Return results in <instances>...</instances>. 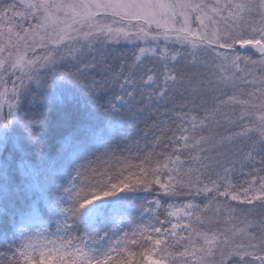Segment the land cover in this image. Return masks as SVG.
Returning a JSON list of instances; mask_svg holds the SVG:
<instances>
[{
  "label": "snow or ice",
  "instance_id": "obj_1",
  "mask_svg": "<svg viewBox=\"0 0 264 264\" xmlns=\"http://www.w3.org/2000/svg\"><path fill=\"white\" fill-rule=\"evenodd\" d=\"M0 264H264V0H0Z\"/></svg>",
  "mask_w": 264,
  "mask_h": 264
},
{
  "label": "trees",
  "instance_id": "obj_2",
  "mask_svg": "<svg viewBox=\"0 0 264 264\" xmlns=\"http://www.w3.org/2000/svg\"><path fill=\"white\" fill-rule=\"evenodd\" d=\"M6 2H7V0H6ZM162 109H163V105L160 107V109L158 111L160 113H163L164 110H162ZM159 119L160 118L157 115V110L154 109L152 112L145 113L143 115V117L141 118V120L138 121L137 126L135 128L128 129V132H130L133 137H135L138 134L139 137L141 138V141H143V137H144L145 133H149V136L151 137V135L153 134L154 124L158 123ZM169 123H170V121H169ZM246 171H247V169H246ZM236 176H237L236 182L243 184L244 178L240 175V171H238L236 173ZM148 198L154 200V199H156V195L155 194L148 195ZM161 198L163 199V197H161ZM139 212H140L139 208L137 207L136 214H138ZM163 215H164V213L162 210V211H160V217L159 218L162 219Z\"/></svg>",
  "mask_w": 264,
  "mask_h": 264
},
{
  "label": "rangeland",
  "instance_id": "obj_3",
  "mask_svg": "<svg viewBox=\"0 0 264 264\" xmlns=\"http://www.w3.org/2000/svg\"><path fill=\"white\" fill-rule=\"evenodd\" d=\"M17 3H19V0H16ZM209 2H211V0H209ZM49 47H51V45H49ZM112 48H115L116 49V55L117 56H120L121 59H124V56H121L120 54L121 53H124L126 54V57L128 58H131L133 56V50H134V46L132 45H127L123 42H121L119 45H112L111 46ZM48 51V49H42V48H37L36 49V53H32V52H28V56H34V55H43L45 54L46 52ZM136 51L138 52V49H136ZM9 87H11V83H9L8 85ZM174 107V105L169 101L167 103V109L169 111L172 110V108ZM165 111V108L163 106V109ZM239 171V168L237 169V172ZM144 195H147V194H144ZM155 200V199H154ZM164 200V198L162 199L161 198V201ZM187 198H184V197H181L179 198V201H172L173 203H177V202H186ZM153 201L152 199H149L148 196H147V200L143 201L144 204H147L149 202ZM167 204L164 205V208H167ZM139 208V205L137 206ZM163 209H158L155 205H153V208H152V215L154 216L156 212H160L162 211ZM137 215H142V213H138ZM146 222L148 223H151L152 221L149 219L147 220Z\"/></svg>",
  "mask_w": 264,
  "mask_h": 264
},
{
  "label": "water",
  "instance_id": "obj_4",
  "mask_svg": "<svg viewBox=\"0 0 264 264\" xmlns=\"http://www.w3.org/2000/svg\"><path fill=\"white\" fill-rule=\"evenodd\" d=\"M258 55V54H257Z\"/></svg>",
  "mask_w": 264,
  "mask_h": 264
}]
</instances>
